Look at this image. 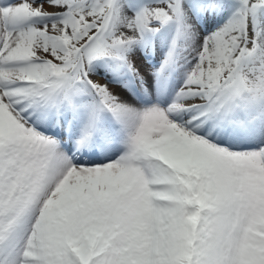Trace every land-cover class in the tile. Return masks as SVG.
I'll return each mask as SVG.
<instances>
[{"label":"snow or ice","instance_id":"snow-or-ice-1","mask_svg":"<svg viewBox=\"0 0 264 264\" xmlns=\"http://www.w3.org/2000/svg\"><path fill=\"white\" fill-rule=\"evenodd\" d=\"M0 264H264V0H0Z\"/></svg>","mask_w":264,"mask_h":264}]
</instances>
